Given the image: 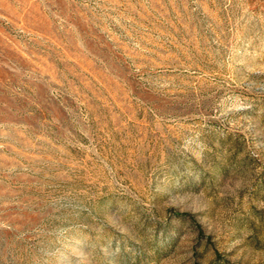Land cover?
<instances>
[{
  "label": "rangeland",
  "instance_id": "rangeland-1",
  "mask_svg": "<svg viewBox=\"0 0 264 264\" xmlns=\"http://www.w3.org/2000/svg\"><path fill=\"white\" fill-rule=\"evenodd\" d=\"M0 264H264V0H0Z\"/></svg>",
  "mask_w": 264,
  "mask_h": 264
}]
</instances>
